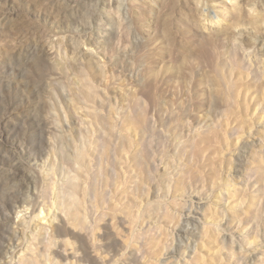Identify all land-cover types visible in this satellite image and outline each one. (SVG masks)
<instances>
[{
  "label": "rangeland",
  "instance_id": "374dc122",
  "mask_svg": "<svg viewBox=\"0 0 264 264\" xmlns=\"http://www.w3.org/2000/svg\"><path fill=\"white\" fill-rule=\"evenodd\" d=\"M238 2L0 0V264H264V0Z\"/></svg>",
  "mask_w": 264,
  "mask_h": 264
},
{
  "label": "bare ground",
  "instance_id": "6f19581e",
  "mask_svg": "<svg viewBox=\"0 0 264 264\" xmlns=\"http://www.w3.org/2000/svg\"><path fill=\"white\" fill-rule=\"evenodd\" d=\"M205 2V1H204ZM225 3H226V5H229V6H231L232 8H234L235 10H239L240 9V5H239V2H238V0H225ZM200 4V3H199ZM187 5V4H186ZM195 7H197V6H195ZM207 7V6H206ZM198 8V7H197ZM170 9V8H169ZM171 12V11H170ZM177 12V11H176ZM200 12V11H199ZM173 13V12H172ZM180 13V12H179ZM209 13H210V11H209ZM209 13H207V14H209ZM169 14V13H168ZM171 14V13H170ZM201 14V13H200ZM203 15V14H202ZM210 15V14H209ZM208 16V15H207ZM169 18V17H168ZM205 18V17H204ZM166 19V18H165ZM205 20V19H204ZM211 22H212V27H221L222 26V19L220 18V16L218 15V13L217 12H213V15H212V17H211ZM207 22V21H206ZM210 22V20H208V23ZM163 25H165V24H163ZM167 27H169V26H167ZM207 27V26H206ZM205 27V28H206ZM211 27V28H212ZM210 29V28H209ZM165 30H167V29H165ZM164 30V31H165ZM171 31V30H170ZM207 31V30H206ZM212 34V33H211ZM169 36H171V34L169 35ZM173 37V36H172ZM176 37V36H175ZM183 37V36H182ZM187 39V38H186ZM205 39V38H204ZM209 39H211V38H209ZM170 41V40H169ZM186 41V40H185ZM208 41H211V40H208ZM213 41V40H212ZM173 42H174V40H173ZM178 42H180V41H178ZM204 42V41H203ZM215 42V41H214ZM189 43V42H188ZM208 43V42H207ZM183 44V43H182ZM185 44V43H184ZM204 44V43H203ZM213 44V43H212ZM187 46L189 45V44H186ZM202 45V44H201ZM204 46V45H203ZM202 46V47H203ZM215 47H216V45H215ZM203 49V48H202ZM185 50V49H184ZM188 51V50H187ZM208 55V54H207ZM212 56V55H211ZM213 62V61H212ZM214 64V63H213ZM149 80V79H148ZM146 95H147V93H146ZM43 226V228L44 229H46V231H49V229L47 228V225H42ZM49 227H51V224L50 225H48ZM48 233V232H47Z\"/></svg>",
  "mask_w": 264,
  "mask_h": 264
}]
</instances>
